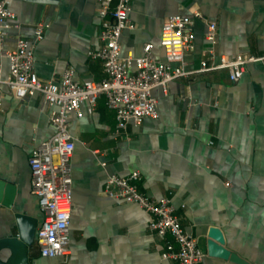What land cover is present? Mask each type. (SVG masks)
I'll list each match as a JSON object with an SVG mask.
<instances>
[{"label": "crops", "instance_id": "0c3cea01", "mask_svg": "<svg viewBox=\"0 0 264 264\" xmlns=\"http://www.w3.org/2000/svg\"><path fill=\"white\" fill-rule=\"evenodd\" d=\"M10 7L18 27L8 29L6 49L14 48L18 34L32 39L34 26L47 24L34 47L41 79L56 80L70 66L80 81L104 76L102 62L88 55L100 46L97 0H12ZM173 13L192 16L193 48L184 55L188 70L197 69L210 49L214 64L223 54L264 51V0H131L134 28L121 33L122 54L140 55L150 42L164 59L161 24ZM211 22L217 32L212 47L205 37ZM0 62L5 75L8 59L0 55ZM153 94L157 117L128 122L118 132L103 95L95 107L81 103V116L70 115V251L42 256L34 240L24 255L0 248V264H177L161 256L165 238L149 229L147 212L104 190L109 174L134 170L142 176L140 190L171 198L205 253L202 264H264V65L247 63L236 81L225 68L197 72L170 81L165 91L157 86ZM41 101L39 93L16 98L0 85V179L14 186L9 205L1 191L0 241L17 237L16 213L37 218V226L43 218L28 163L31 148L53 131ZM213 226L235 258L209 254Z\"/></svg>", "mask_w": 264, "mask_h": 264}, {"label": "built area", "instance_id": "2783aa9c", "mask_svg": "<svg viewBox=\"0 0 264 264\" xmlns=\"http://www.w3.org/2000/svg\"><path fill=\"white\" fill-rule=\"evenodd\" d=\"M12 0H0V55L8 59L7 74H3L0 62V85L7 86L16 98L39 93L42 96L40 109L46 111L52 133L35 144L30 151L28 163L31 170V190L38 199L43 218L35 231V242L42 256H65L70 251L69 224L72 205L71 156L74 138L69 129L72 113L81 116L80 105L87 102L95 107L99 96L105 97L106 105L114 110L116 131L128 122L141 123L145 118L157 117L155 87L164 91L170 81L187 78L197 72L225 68L231 81L238 80L251 61L264 65V51L260 55L238 53L234 56L220 55L219 62H210V49L195 70L185 67L184 55L193 48L194 34L192 16L173 13L161 24L159 46L161 59L147 42L140 55L122 54L120 36L124 29L134 28L129 18L131 0H97L100 46L89 49L88 55L102 62L104 76L98 80L80 81L75 78V69L70 66L54 79H41L35 71L34 47L43 38L47 24L39 22L33 28V37L18 34L12 49L4 47L14 12ZM200 16L199 11L193 12ZM211 47L216 43V24H208L205 33ZM264 48V38H263ZM105 165V162H101ZM142 179L139 171L127 175L111 173L106 177L104 190L113 198L138 204L149 215L148 227L165 238L164 259L177 264H202L205 253L197 238L187 231L176 207L169 196L155 198L140 190ZM168 236V239L166 237Z\"/></svg>", "mask_w": 264, "mask_h": 264}, {"label": "water", "instance_id": "95a60500", "mask_svg": "<svg viewBox=\"0 0 264 264\" xmlns=\"http://www.w3.org/2000/svg\"><path fill=\"white\" fill-rule=\"evenodd\" d=\"M2 189L5 190V193L8 196L5 203L9 205L14 193V186L0 179V195ZM15 222L18 228L17 237L1 240L0 248H9L13 254L19 253L24 255L34 242L37 218L23 213H16ZM206 241L209 254L235 258V256L224 246L225 240L220 228L216 226L210 227L207 232Z\"/></svg>", "mask_w": 264, "mask_h": 264}]
</instances>
